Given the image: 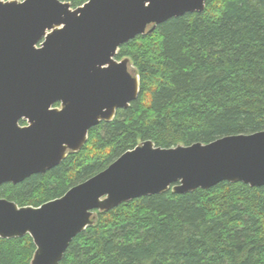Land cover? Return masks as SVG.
<instances>
[{
  "label": "trees",
  "instance_id": "1",
  "mask_svg": "<svg viewBox=\"0 0 264 264\" xmlns=\"http://www.w3.org/2000/svg\"><path fill=\"white\" fill-rule=\"evenodd\" d=\"M62 1L75 10L89 0ZM116 59L140 77L138 99L60 166L2 185L0 199L40 207L145 141L175 148L264 131V0H207L204 12L122 45ZM35 251L30 236L0 239V264H31ZM60 264H264V187L170 190L97 212Z\"/></svg>",
  "mask_w": 264,
  "mask_h": 264
},
{
  "label": "water",
  "instance_id": "2",
  "mask_svg": "<svg viewBox=\"0 0 264 264\" xmlns=\"http://www.w3.org/2000/svg\"><path fill=\"white\" fill-rule=\"evenodd\" d=\"M206 2L89 0L74 10L62 0L0 1V187L60 166L93 128L127 110L140 95V77L128 59H116L120 47L204 12ZM225 182L264 187V131L175 148L145 141L40 207L1 198L0 239L30 236L31 264H60L97 212Z\"/></svg>",
  "mask_w": 264,
  "mask_h": 264
},
{
  "label": "rangeland",
  "instance_id": "3",
  "mask_svg": "<svg viewBox=\"0 0 264 264\" xmlns=\"http://www.w3.org/2000/svg\"><path fill=\"white\" fill-rule=\"evenodd\" d=\"M130 71H133L131 66H130ZM26 124H27V123H26Z\"/></svg>",
  "mask_w": 264,
  "mask_h": 264
}]
</instances>
